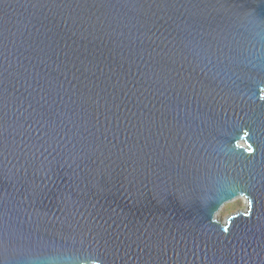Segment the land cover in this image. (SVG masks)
Instances as JSON below:
<instances>
[{
    "label": "water",
    "instance_id": "95a60500",
    "mask_svg": "<svg viewBox=\"0 0 264 264\" xmlns=\"http://www.w3.org/2000/svg\"><path fill=\"white\" fill-rule=\"evenodd\" d=\"M0 264H264V0H0Z\"/></svg>",
    "mask_w": 264,
    "mask_h": 264
},
{
    "label": "rangeland",
    "instance_id": "374dc122",
    "mask_svg": "<svg viewBox=\"0 0 264 264\" xmlns=\"http://www.w3.org/2000/svg\"><path fill=\"white\" fill-rule=\"evenodd\" d=\"M246 206L245 200L243 198L236 199L225 203L219 211V219L224 220L229 214L239 210L244 209Z\"/></svg>",
    "mask_w": 264,
    "mask_h": 264
},
{
    "label": "snow or ice",
    "instance_id": "6c2138e0",
    "mask_svg": "<svg viewBox=\"0 0 264 264\" xmlns=\"http://www.w3.org/2000/svg\"><path fill=\"white\" fill-rule=\"evenodd\" d=\"M248 135H249V133H248L247 131H245V132H244V136L247 137ZM248 151H249V152H252L253 149L250 147V148L248 149Z\"/></svg>",
    "mask_w": 264,
    "mask_h": 264
},
{
    "label": "bare ground",
    "instance_id": "6f19581e",
    "mask_svg": "<svg viewBox=\"0 0 264 264\" xmlns=\"http://www.w3.org/2000/svg\"><path fill=\"white\" fill-rule=\"evenodd\" d=\"M239 198H243V197H236V198H234V199L231 200V201H234V200L239 199ZM243 199H244V198H243ZM245 203H246V200H245ZM216 217L219 219V212L217 213Z\"/></svg>",
    "mask_w": 264,
    "mask_h": 264
}]
</instances>
